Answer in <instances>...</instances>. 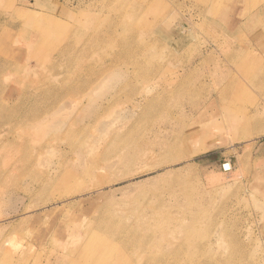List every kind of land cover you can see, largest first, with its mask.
I'll return each instance as SVG.
<instances>
[{
    "label": "rangeland",
    "instance_id": "obj_1",
    "mask_svg": "<svg viewBox=\"0 0 264 264\" xmlns=\"http://www.w3.org/2000/svg\"><path fill=\"white\" fill-rule=\"evenodd\" d=\"M0 264H264V0H0Z\"/></svg>",
    "mask_w": 264,
    "mask_h": 264
},
{
    "label": "bare ground",
    "instance_id": "obj_2",
    "mask_svg": "<svg viewBox=\"0 0 264 264\" xmlns=\"http://www.w3.org/2000/svg\"><path fill=\"white\" fill-rule=\"evenodd\" d=\"M206 59H207V58H206ZM203 60H204V59H203ZM202 62H203V61H202ZM200 119H201V117L197 118V120H200ZM165 129H166V128H165ZM225 168H226V169H229V166L226 165Z\"/></svg>",
    "mask_w": 264,
    "mask_h": 264
},
{
    "label": "built area",
    "instance_id": "obj_3",
    "mask_svg": "<svg viewBox=\"0 0 264 264\" xmlns=\"http://www.w3.org/2000/svg\"><path fill=\"white\" fill-rule=\"evenodd\" d=\"M223 170H224V171H229V170H230V168H229V169H226V168H225V166H224Z\"/></svg>",
    "mask_w": 264,
    "mask_h": 264
}]
</instances>
